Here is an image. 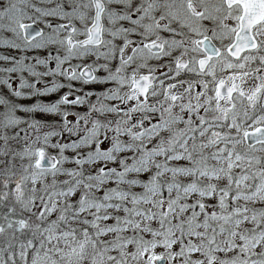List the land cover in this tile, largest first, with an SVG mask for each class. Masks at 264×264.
I'll return each instance as SVG.
<instances>
[{
  "label": "snow or ice",
  "instance_id": "snow-or-ice-1",
  "mask_svg": "<svg viewBox=\"0 0 264 264\" xmlns=\"http://www.w3.org/2000/svg\"><path fill=\"white\" fill-rule=\"evenodd\" d=\"M0 264H264V0H0Z\"/></svg>",
  "mask_w": 264,
  "mask_h": 264
}]
</instances>
